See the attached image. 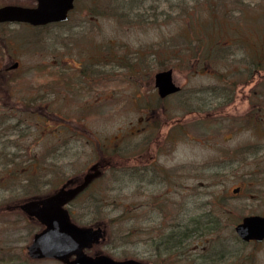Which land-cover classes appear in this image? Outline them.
<instances>
[{"label": "rangeland", "instance_id": "rangeland-1", "mask_svg": "<svg viewBox=\"0 0 264 264\" xmlns=\"http://www.w3.org/2000/svg\"><path fill=\"white\" fill-rule=\"evenodd\" d=\"M263 2L78 0L66 23L9 27L20 33L0 44V66L18 61L17 74L29 73L5 87L0 83V98L9 87L7 102L20 113L24 99L31 110L34 98L44 95L45 111L65 120L51 118L39 127L31 115L5 121L9 105H0V264H60L26 255L37 229L6 206L79 176L104 145L114 149L111 156L120 151V163L105 169L89 189L97 207L85 213L82 197L73 211L83 222L107 224L104 253L149 264H264V241L243 243L234 232L243 217L264 212V200L250 197L255 186L247 180L245 136L220 142L223 136L206 116L217 113V100L196 93L220 80L243 78L232 61L250 52V29L260 26L253 19ZM35 3L0 0V6ZM101 55L107 56L109 77L95 88L96 95L78 79L69 89L56 86L62 65L71 66L66 74L77 76L74 67ZM168 69L188 96L159 102L144 82L149 75L153 80L154 71ZM99 93L107 99L96 102ZM243 108L237 101L236 110ZM181 122L188 138L182 137ZM143 140L146 156L139 164ZM220 156L232 158L231 164L219 163Z\"/></svg>", "mask_w": 264, "mask_h": 264}, {"label": "flooded vegetation", "instance_id": "flooded-vegetation-1", "mask_svg": "<svg viewBox=\"0 0 264 264\" xmlns=\"http://www.w3.org/2000/svg\"><path fill=\"white\" fill-rule=\"evenodd\" d=\"M7 5H12V4L1 5L0 8ZM13 6H21V5H13ZM22 7H26V6H22ZM73 9L69 12L66 21L52 23L48 25L66 23L69 20L70 14L72 13ZM253 20L255 21L253 22L254 25H260V26L258 28L255 27V29L252 28L250 29L251 34L249 35L248 38H250L249 42L252 44V48L250 49V52H244L245 54L244 56H242L241 61L238 60L237 58H234L231 65L234 67L235 73L242 72L241 70H243L244 72L243 78L235 81L220 82L222 81L220 80L217 86L201 87V89L199 88L200 90L196 91V93L199 94L207 93L209 96H213L217 100V103H214L217 105L214 109V111H216L217 113L215 112L207 113L206 116L210 121L215 122L214 125L218 127L215 134H220V136L221 135L223 136V138H219L220 142L222 141L227 142L231 140V137L235 134L238 133L244 134L246 139V141L244 142V146H245L244 162L248 164L247 180L252 185L255 186V190L251 193L250 197L256 200L257 199L264 200V2L259 12V15L256 16ZM12 26H17L20 27V29H22V27L29 28L30 25L27 23H18V22L15 23L0 22V44L2 46H5L8 43V40H10L11 38H17V35H19L20 29L17 32H14L12 30L8 31V28ZM34 28H38V27H34ZM22 36L25 37L24 31H22L21 33V37ZM98 57L99 58L91 59L92 64L90 65H79L77 67H74L76 70H74L72 73H76L77 76H74L71 73L66 74L65 69L68 67H66V65H62L61 71L55 72L58 74V79L55 80L56 86L62 83V85L65 88L69 89L70 87H72L73 80L78 79V84H84L86 88H88V93L91 91L92 88H94L91 94L96 95L97 93H94L96 90L95 88L103 87L105 85V81L107 82V79L109 77L108 75L109 66L107 64V56L101 55ZM18 63H19L18 61H15L10 65L6 64L0 66V79H3V81H0V83L5 84L4 87L7 86L9 83H12V79L21 78L25 80L28 77L27 74L29 73V71L27 69H24L19 74H17V71L20 68H22ZM116 67L120 70V65ZM70 68L71 66H69L68 69ZM155 74L156 71H154L153 80L150 79V75H149L147 80L144 82V85H146L147 88L151 89V92L157 101L165 102L182 93L185 94V97L188 96L185 87L174 82L172 77L173 83L179 89L176 92L171 93L164 98L159 97L158 91L155 87V81H154ZM238 89L239 91L237 92ZM10 91L11 90L9 89V87L8 89H5L4 99L3 97L0 98V105H4V106L9 105L10 112H6V114L3 115L5 121L10 119L20 120L22 119L23 115H28V116L31 115L36 118L39 127V123H42V121H46V120L50 121L51 118H54L53 120L57 119V121L65 120L60 115L51 114L45 111V107H46L45 105H47V102H45L44 99H42L44 95L34 98L35 102L31 103V105L34 104V107L31 108V110L28 109L30 102H28L27 98L24 99V103L21 104L22 113L17 112V108H14L9 103V101L7 102V99L11 97ZM238 94L240 96H237ZM102 95L103 93L98 94L97 97L98 100L96 102H101L102 100L107 99V96L104 95L102 96ZM138 99H140V96L138 97ZM237 101L241 102L244 105V108L241 111L236 110ZM10 102H11V98H10ZM103 107L104 106H102V108ZM158 109H162V106H160ZM101 115L102 113L97 114V113L89 112L90 117L101 116ZM148 119H152V118H148ZM183 122L185 125H187L185 119L183 120ZM17 124H19V122ZM184 124L181 122L182 125L181 134L182 137L185 139L189 137V132ZM15 127H17V125ZM74 130L79 131L78 129H74ZM116 138L118 139V145L120 149V136ZM145 144H146V140H143L138 144V154L136 156V159L139 164L143 162L146 156L144 154L145 151L143 152ZM240 144L241 143H236L234 147ZM97 146L99 145L97 144ZM98 152L99 155L97 157V160L89 164L86 170L83 173H81L79 176L65 179L64 182H62L57 189L48 192L46 194H38V195L34 194L29 197H25L13 203L11 206H6V210L9 211L10 213L11 212L20 213L21 216H23V218H25V220L31 226H33L34 230L37 229V231L34 233L36 234L45 228L44 218L42 216L43 210L48 205H50L55 200L56 197L60 196L59 194L60 191L74 188L75 186L79 185L82 182L83 177L87 173L95 172L98 175L94 179H92V181L81 192L76 194L72 200L67 202L61 208L65 210L72 224L82 228H88L90 230V235L91 234L93 235L95 241H93L89 247H85L82 250L83 254L89 257H95L97 255H108L104 253L102 250L103 244L106 240L107 224L105 222L96 221V220L83 222L82 220L76 219L75 214L73 212L75 210L76 202L80 200L82 197H84L87 200L85 205H83V207H80V209L82 208V210H84L85 213L88 208L92 207L93 205L96 206L93 200H97V199L88 196L89 189L92 187V184L96 180L102 177L103 171L105 169L116 167V165L120 163V151L117 157H114L113 155L111 156L110 153L114 152V149L113 148L109 149V146L104 145ZM231 160L232 158L230 157L229 158H224L223 156L219 157V163H222V165L224 166L228 165ZM93 166H96V168L90 170V168ZM258 216L264 217V212ZM94 235L96 236L94 237ZM74 258H75L74 255H72L71 257L68 258V260L72 261Z\"/></svg>", "mask_w": 264, "mask_h": 264}, {"label": "water", "instance_id": "water-1", "mask_svg": "<svg viewBox=\"0 0 264 264\" xmlns=\"http://www.w3.org/2000/svg\"><path fill=\"white\" fill-rule=\"evenodd\" d=\"M77 0H36L32 7L7 5L0 8V22L27 23L38 27L67 20ZM170 69L155 74V87L161 98L176 92L179 88L172 81ZM96 166L90 168L93 170ZM98 174L87 173L82 182L72 189L60 191V196L48 205L42 213L45 228L34 234L26 247V255L33 260L52 259L62 264H147L136 259L116 260L108 255L89 257L82 250L95 241L88 228L72 224L61 207L81 192ZM240 241L261 242L264 240V217L245 216L234 226ZM92 236V238H91ZM96 235H94L95 237ZM74 255V259L68 258Z\"/></svg>", "mask_w": 264, "mask_h": 264}]
</instances>
